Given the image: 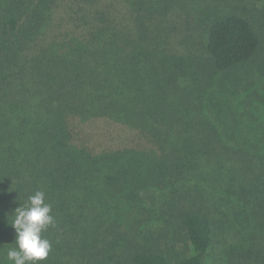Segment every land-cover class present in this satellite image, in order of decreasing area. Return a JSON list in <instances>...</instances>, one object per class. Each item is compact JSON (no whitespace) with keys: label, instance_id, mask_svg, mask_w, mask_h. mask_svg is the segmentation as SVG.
Listing matches in <instances>:
<instances>
[{"label":"trees","instance_id":"16d2710c","mask_svg":"<svg viewBox=\"0 0 264 264\" xmlns=\"http://www.w3.org/2000/svg\"><path fill=\"white\" fill-rule=\"evenodd\" d=\"M36 191L41 264H264V0H0V264Z\"/></svg>","mask_w":264,"mask_h":264},{"label":"clouds","instance_id":"9594fccd","mask_svg":"<svg viewBox=\"0 0 264 264\" xmlns=\"http://www.w3.org/2000/svg\"><path fill=\"white\" fill-rule=\"evenodd\" d=\"M52 206L46 202L45 192L36 191L28 196L26 203H21L11 215L10 225L15 229L16 237L7 249V259L12 264H41L52 248L44 232L54 226Z\"/></svg>","mask_w":264,"mask_h":264},{"label":"rangeland","instance_id":"374dc122","mask_svg":"<svg viewBox=\"0 0 264 264\" xmlns=\"http://www.w3.org/2000/svg\"><path fill=\"white\" fill-rule=\"evenodd\" d=\"M123 136L127 138V137H132L133 135L130 132L125 131L123 132ZM123 140L124 139L116 140L117 145L114 143V146L115 147L120 146L121 143L124 145L125 142ZM132 145L136 146V143ZM154 210H156V208ZM150 218H151V222H154V226H155L154 230L158 232L159 229H156L159 228V222H157V218L153 214L150 215ZM175 226L171 225V227H169L170 228L169 232L163 231L162 234L155 235V237L159 240L158 244L165 253L169 254L172 257H176L177 259H181L185 256L194 255L195 252L191 244L188 242V240H186L185 233L181 229L176 228Z\"/></svg>","mask_w":264,"mask_h":264}]
</instances>
